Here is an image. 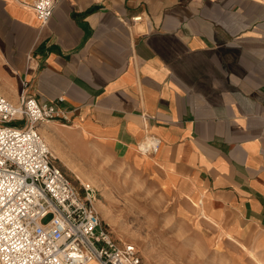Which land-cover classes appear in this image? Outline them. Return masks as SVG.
<instances>
[{"label": "crops", "instance_id": "1", "mask_svg": "<svg viewBox=\"0 0 264 264\" xmlns=\"http://www.w3.org/2000/svg\"><path fill=\"white\" fill-rule=\"evenodd\" d=\"M33 1L0 0V91L17 100L28 79L40 101L65 97L56 157L185 191L227 225L232 259L260 264L264 0H59L44 25Z\"/></svg>", "mask_w": 264, "mask_h": 264}, {"label": "built area", "instance_id": "2", "mask_svg": "<svg viewBox=\"0 0 264 264\" xmlns=\"http://www.w3.org/2000/svg\"><path fill=\"white\" fill-rule=\"evenodd\" d=\"M58 1L31 4L43 25ZM29 86L24 79L17 100L0 92V264H146L135 243L114 237L95 206L97 191L77 189L39 129L68 119L59 106L65 97L43 102ZM159 144L150 137L139 149L153 153Z\"/></svg>", "mask_w": 264, "mask_h": 264}, {"label": "rangeland", "instance_id": "3", "mask_svg": "<svg viewBox=\"0 0 264 264\" xmlns=\"http://www.w3.org/2000/svg\"><path fill=\"white\" fill-rule=\"evenodd\" d=\"M0 92L12 99L18 93ZM55 131L52 140L58 150L65 152L59 132ZM57 163L81 192L85 184L97 191L95 206L104 223L116 239L135 243L146 264H238L229 253L231 243L221 231L227 225L218 228L207 222L185 191L161 189L146 177H121V182L114 177L110 181L107 160L93 164L87 159L70 157L57 158ZM115 166L116 163L112 165ZM246 246L250 249L249 244ZM247 251L243 260L253 264ZM260 257L264 263V256Z\"/></svg>", "mask_w": 264, "mask_h": 264}, {"label": "bare ground", "instance_id": "4", "mask_svg": "<svg viewBox=\"0 0 264 264\" xmlns=\"http://www.w3.org/2000/svg\"><path fill=\"white\" fill-rule=\"evenodd\" d=\"M39 129L45 135V137L47 138V140L52 144L53 149H54V151H53L54 155L55 156H58V154H59L58 146L52 140V135L55 134V132H56L55 129H53L52 126H51V124H48V123H44V124L39 125ZM77 177L81 179V176L79 174H77ZM89 186H90V188H93L90 184H89ZM191 202L193 203V205L195 207L198 208L197 210L200 211V213H202L205 217H207V219H212L207 214L206 208L200 202V200H196V199H193L192 198ZM229 235H231L230 232H229ZM255 257L259 261L260 264H264L263 263V260H262V258L260 256H258V255L255 254Z\"/></svg>", "mask_w": 264, "mask_h": 264}]
</instances>
